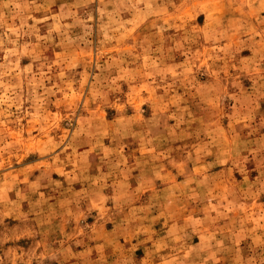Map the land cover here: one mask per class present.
Segmentation results:
<instances>
[{
	"label": "rangeland",
	"instance_id": "obj_1",
	"mask_svg": "<svg viewBox=\"0 0 264 264\" xmlns=\"http://www.w3.org/2000/svg\"><path fill=\"white\" fill-rule=\"evenodd\" d=\"M0 264H264V0H0Z\"/></svg>",
	"mask_w": 264,
	"mask_h": 264
}]
</instances>
